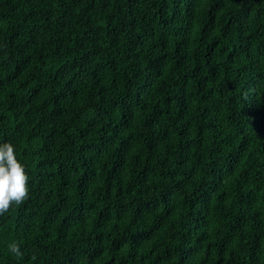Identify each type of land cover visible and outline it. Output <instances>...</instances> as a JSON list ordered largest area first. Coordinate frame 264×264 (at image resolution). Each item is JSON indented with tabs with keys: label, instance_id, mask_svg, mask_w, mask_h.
Listing matches in <instances>:
<instances>
[{
	"label": "trees",
	"instance_id": "trees-1",
	"mask_svg": "<svg viewBox=\"0 0 264 264\" xmlns=\"http://www.w3.org/2000/svg\"><path fill=\"white\" fill-rule=\"evenodd\" d=\"M6 142L0 264H264V0H0Z\"/></svg>",
	"mask_w": 264,
	"mask_h": 264
},
{
	"label": "clouds",
	"instance_id": "clouds-1",
	"mask_svg": "<svg viewBox=\"0 0 264 264\" xmlns=\"http://www.w3.org/2000/svg\"><path fill=\"white\" fill-rule=\"evenodd\" d=\"M29 180L26 166L17 159L15 146L11 142L0 144V217L29 199ZM9 251L17 257L23 255L19 244H10Z\"/></svg>",
	"mask_w": 264,
	"mask_h": 264
}]
</instances>
